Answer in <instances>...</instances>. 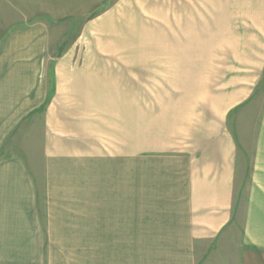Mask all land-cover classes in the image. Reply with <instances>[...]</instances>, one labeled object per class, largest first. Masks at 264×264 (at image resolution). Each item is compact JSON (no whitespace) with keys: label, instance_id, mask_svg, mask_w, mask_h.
I'll return each mask as SVG.
<instances>
[{"label":"crops","instance_id":"crops-1","mask_svg":"<svg viewBox=\"0 0 264 264\" xmlns=\"http://www.w3.org/2000/svg\"><path fill=\"white\" fill-rule=\"evenodd\" d=\"M53 1L0 0V150L50 94L45 64L60 29L35 16L52 14ZM58 92L46 109L49 129L37 138L35 174L20 157H0V264H264L261 136L244 148L246 166L222 129L195 130L179 145L148 139L141 149L140 135L153 130L149 119L140 130L137 103L132 149L116 137L110 148L100 140L94 147L90 131L59 123L56 112L69 101L57 103ZM117 98L110 111L122 108Z\"/></svg>","mask_w":264,"mask_h":264},{"label":"rangeland","instance_id":"rangeland-1","mask_svg":"<svg viewBox=\"0 0 264 264\" xmlns=\"http://www.w3.org/2000/svg\"><path fill=\"white\" fill-rule=\"evenodd\" d=\"M48 8L54 14L35 17L60 29L49 50L54 60L45 64L50 94L13 130L0 157H20L35 174L55 87L57 103L69 101L56 112L59 123L90 131L94 147L100 140L110 148L116 137L118 147L132 149L137 103L140 130H153L140 135L141 149L149 140L179 145L195 130L217 129L234 137L245 166L244 148L257 136L264 147V0H56ZM113 91L119 94H104ZM116 97L122 108L110 111ZM216 103L225 105L214 112Z\"/></svg>","mask_w":264,"mask_h":264}]
</instances>
